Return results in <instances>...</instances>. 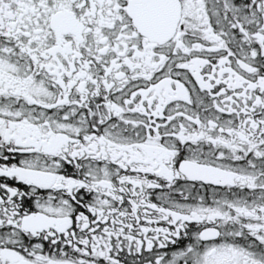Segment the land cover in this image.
<instances>
[{"label":"snow or ice","instance_id":"6c2138e0","mask_svg":"<svg viewBox=\"0 0 264 264\" xmlns=\"http://www.w3.org/2000/svg\"><path fill=\"white\" fill-rule=\"evenodd\" d=\"M0 264H264V0H0Z\"/></svg>","mask_w":264,"mask_h":264}]
</instances>
